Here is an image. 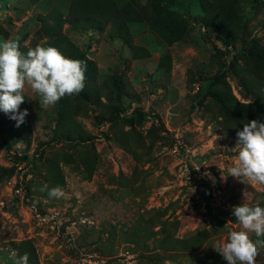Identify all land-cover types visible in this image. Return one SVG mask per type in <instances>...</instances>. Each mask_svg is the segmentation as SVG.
Masks as SVG:
<instances>
[{
  "label": "rangeland",
  "instance_id": "374dc122",
  "mask_svg": "<svg viewBox=\"0 0 264 264\" xmlns=\"http://www.w3.org/2000/svg\"><path fill=\"white\" fill-rule=\"evenodd\" d=\"M82 8L0 0V42L78 49L86 65L83 91L49 108L26 85L19 127L0 111V264H227L213 247L241 230L233 207H264V185L226 176L237 131L264 123V0L229 7V40L200 0L170 6L184 22L172 42L143 21L73 24ZM202 231L197 249H166Z\"/></svg>",
  "mask_w": 264,
  "mask_h": 264
},
{
  "label": "clouds",
  "instance_id": "9594fccd",
  "mask_svg": "<svg viewBox=\"0 0 264 264\" xmlns=\"http://www.w3.org/2000/svg\"><path fill=\"white\" fill-rule=\"evenodd\" d=\"M46 42L29 48L27 53L20 50L19 37L0 42V111L11 114L16 127L25 122L28 112L19 111L24 102L25 86L40 97V106L49 108L61 98L80 94L85 87L86 65L83 61L66 57L54 46H44ZM240 145L234 162L228 166L226 176L264 185V123L250 120L236 133ZM225 176V177H226ZM49 198L61 199L66 193L59 186L48 188ZM246 199V198H245ZM232 214L239 222L241 230L231 231L227 238L214 248L227 264H257L258 245L264 247V207L249 203L234 206ZM249 233L258 238L253 242ZM14 264H28L27 253H12Z\"/></svg>",
  "mask_w": 264,
  "mask_h": 264
},
{
  "label": "trees",
  "instance_id": "16d2710c",
  "mask_svg": "<svg viewBox=\"0 0 264 264\" xmlns=\"http://www.w3.org/2000/svg\"><path fill=\"white\" fill-rule=\"evenodd\" d=\"M37 1L38 0H29V2L32 3ZM79 1L83 6L82 12L80 15L79 13L73 15V24L81 23L84 27L91 29H102L105 25L110 24L113 29L127 30L128 23L143 21L148 24L150 29L162 35L168 42L175 41L182 36L183 30H181L180 27L184 25V22L179 18V15L170 8L175 0H144L143 3L140 0H129L121 6H118L114 0ZM237 1L239 0H200L201 8L213 12L216 15L213 21L220 25L227 40L233 36L228 30L230 26L228 16H231L229 7L232 9V5L236 4ZM226 2H228L229 6L226 5ZM69 53L70 58L84 62V57L78 49H73L69 51ZM252 55H254V57L258 56V54ZM86 64H88V62ZM218 79L219 75L215 74L210 82H215ZM137 116L140 118V114ZM64 133L63 135L66 136L67 133ZM56 139L58 140V138ZM56 176L57 175L54 176V179L57 180ZM205 238L203 231L196 232L193 236L186 239H174L166 249L171 251L180 247L185 250H195L203 243Z\"/></svg>",
  "mask_w": 264,
  "mask_h": 264
}]
</instances>
